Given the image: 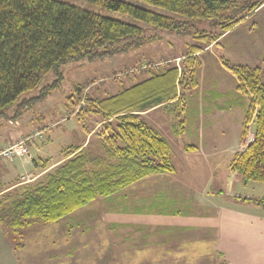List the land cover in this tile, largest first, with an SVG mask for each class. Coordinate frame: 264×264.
<instances>
[{
  "label": "rangeland",
  "instance_id": "374dc122",
  "mask_svg": "<svg viewBox=\"0 0 264 264\" xmlns=\"http://www.w3.org/2000/svg\"><path fill=\"white\" fill-rule=\"evenodd\" d=\"M62 1L140 25L146 28L147 36L155 39L139 49L103 60L86 59L62 65L63 82L45 100L17 119L13 117L16 105L7 108L6 116L0 117V134L6 131L5 138L14 139L7 146L22 143L29 148V154L0 159V200L7 193L17 191L18 180L24 183L38 179L64 161L63 150L76 147L94 121L101 124L100 116L82 112L84 101L73 105V100L117 93L149 77L152 71L163 70L174 59L179 64L177 57L187 53L193 44L205 46L199 53V85L188 91L183 103L162 106L147 116V111L144 112L146 121L169 141L175 167L174 172L155 174L161 176L160 183L167 187V192L156 190L149 197L151 204L156 203L143 210L146 216L155 214L166 219L159 227V234L144 236L143 222L121 216L127 203L124 195L127 187L107 198L98 196L56 222L35 220L18 230L14 218L19 212L5 201L0 204V235L10 247L12 264H264V204L253 201L264 200V182H245L231 168L236 152L243 148L242 122L250 94L237 91L236 76L223 64L228 60L233 64L261 66L264 70V5L253 16L224 32L218 41L206 45L196 37L197 32L220 33L217 18L186 19L184 30L178 32L149 26L84 0ZM126 1L182 18L140 0ZM56 77L51 72L40 87ZM39 88L23 94L22 98L37 95ZM249 127L246 143L253 135L252 125ZM176 128L182 131L176 133ZM94 132L88 147L92 155L102 154L100 136ZM186 145H194L197 152L186 154L183 149ZM30 153L35 157L32 160L27 158ZM46 159L52 166L43 170ZM10 167H19L21 171L12 173ZM151 176L140 181L147 182ZM127 194L130 200L131 195ZM209 199L219 206L227 203V231L217 239L209 238L213 236L206 232L210 227L197 226L192 220L204 221L218 215L219 209L208 206L213 205ZM234 204L246 208L234 211ZM254 212L261 214L260 219H246L248 215L256 216ZM170 219H177L178 224L174 225L175 221Z\"/></svg>",
  "mask_w": 264,
  "mask_h": 264
},
{
  "label": "trees",
  "instance_id": "16d2710c",
  "mask_svg": "<svg viewBox=\"0 0 264 264\" xmlns=\"http://www.w3.org/2000/svg\"><path fill=\"white\" fill-rule=\"evenodd\" d=\"M84 1L152 27L178 32L184 30L186 19L217 18L220 33L197 32L196 37L206 45L218 41L224 32L264 5V0H243L241 4L239 0H140L182 17L177 18L126 0ZM228 11L233 12L225 15ZM154 39L140 25L62 0H0V117L16 105L13 117L17 119L45 100L63 82L62 65L86 59L103 60L139 49ZM204 47L191 45L187 53L177 57L179 64L174 59L163 70L152 71L149 77L117 93L73 100V105L85 102L84 114L101 117L94 133L100 136L103 153L92 155L90 141L85 146H69L63 150L66 159L40 178L24 183L18 180L17 191L0 200V204L6 201L19 212L14 218L15 229L35 220L56 222L98 196L107 198L150 175L174 172L171 145L146 121L144 112L184 102L188 91L199 85V53ZM223 64L236 76L237 91L250 94L242 122L243 148L236 152L231 168L245 182H264V70L261 66L233 64L228 60ZM51 72L57 77L40 87ZM37 88V95L22 98ZM250 125L254 138L246 143ZM180 129L175 132L180 133ZM194 148L185 146L186 150ZM51 166L46 159L42 168ZM254 200L258 205L264 204L262 199Z\"/></svg>",
  "mask_w": 264,
  "mask_h": 264
},
{
  "label": "crops",
  "instance_id": "0c3cea01",
  "mask_svg": "<svg viewBox=\"0 0 264 264\" xmlns=\"http://www.w3.org/2000/svg\"><path fill=\"white\" fill-rule=\"evenodd\" d=\"M161 107L162 106H159V107H155L151 110H148L145 113V115L147 116L150 113H152L153 111H155ZM99 125H100L99 120L94 121L93 125H91L90 128L86 129V132L88 133V134H86V137L83 140H81L77 146H85L89 142L88 140L91 139L92 133L97 129V127ZM5 132H1V134H0V147L8 145L11 143V141L14 140L11 138H5L6 135L5 136L3 135ZM16 139H18V138H16ZM183 149H184V152L186 154L189 153L190 151L191 152H195V151L197 152V150H198V148L193 149V150H191V149L186 150L185 147H183ZM33 156H34V154L30 153V155H27V158L32 160L35 158ZM19 159L21 160L22 158H19ZM10 168L11 169H9V170H11L12 173H14V171L18 172V173L21 171V169L19 167H10ZM147 180H148L147 182L139 180L136 183L127 187L129 189L125 190V193H124L125 199L127 200L125 202H127V203H125L124 211L121 210L123 212V214L121 216H124V218L129 217L130 218L129 220H131L133 222L140 221V223L143 222V224L146 225V228H145L146 231L144 233V236H150V234H153V235L159 234L158 232H159V230H161V229H159L160 225L161 224L163 225L164 221H166V219H162L161 216H159V215L152 214V216H146V212L145 213L143 212V210H145L147 207H153L154 204L156 203V202H153V204H151L149 201V197L152 194H154L156 192V190L159 192H164V191L167 192V187L165 185H163L162 183H160V182H162L161 181L162 178L160 175L153 174L151 176V179H147ZM28 181H31V180H28ZM147 185H148V188L146 187ZM157 187H159V188H157ZM127 193H130V195H131L130 200H129V195ZM128 200H129V203L131 205V206L130 205L129 206L133 208V210L131 212L128 211L129 210ZM209 200L211 201V199H209ZM136 202H137V204H136ZM234 205L236 208V209H234V211L238 210L241 207H244V206L238 205V204H234ZM208 206L210 208L219 209L218 215L214 216L213 218L212 217L206 218L204 221H203V219H195V218H192V220H193L194 224L197 226L204 224L205 227H210V231L207 230L206 232L209 234H212L213 236H209V238L217 239L219 237H222L221 234L223 232L227 231V225H228V218L226 216L228 214L227 203H225L223 206H219L215 203H213V205H212L211 203H209ZM244 208H246V207H244ZM255 214H256V216L255 215L254 216L248 215L247 218L244 217L243 219H245V218L246 219H260V216H258V215H261V214H259V213H255ZM173 220L175 222L172 221V219H170V221L174 222V225L178 224L177 219H173ZM147 224H149L150 226H148ZM152 227H153V229H152ZM215 229H216V232H215ZM3 241H4V236L0 235V242H2L0 245V264H12L13 256L11 255V252L9 251L10 247L6 246Z\"/></svg>",
  "mask_w": 264,
  "mask_h": 264
},
{
  "label": "built area",
  "instance_id": "2783aa9c",
  "mask_svg": "<svg viewBox=\"0 0 264 264\" xmlns=\"http://www.w3.org/2000/svg\"><path fill=\"white\" fill-rule=\"evenodd\" d=\"M254 136L252 135L250 141H252ZM29 154V148L27 146H22V143H15L9 146L0 147V159L3 158H15L17 156H24Z\"/></svg>",
  "mask_w": 264,
  "mask_h": 264
}]
</instances>
